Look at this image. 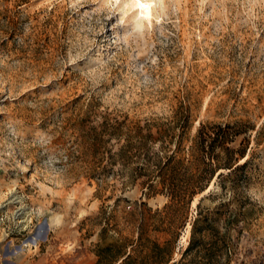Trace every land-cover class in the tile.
Here are the masks:
<instances>
[{
  "label": "rangeland",
  "instance_id": "rangeland-1",
  "mask_svg": "<svg viewBox=\"0 0 264 264\" xmlns=\"http://www.w3.org/2000/svg\"><path fill=\"white\" fill-rule=\"evenodd\" d=\"M150 6L145 17L130 0H0V240L26 264H94L141 219L160 243L170 235L154 226L185 219L174 260L201 198L202 215L229 198V264H264V0ZM202 122L237 128L230 147L248 138L246 165L184 213L183 193L143 181Z\"/></svg>",
  "mask_w": 264,
  "mask_h": 264
},
{
  "label": "trees",
  "instance_id": "trees-1",
  "mask_svg": "<svg viewBox=\"0 0 264 264\" xmlns=\"http://www.w3.org/2000/svg\"><path fill=\"white\" fill-rule=\"evenodd\" d=\"M236 129L228 122H202L193 142L186 149L179 146L184 134L181 131L178 147L166 154L162 163L155 162V169L148 172V178L143 181L146 193H183L178 200L185 213L191 195L206 190L214 176L220 179L223 176H231L237 170L243 171L246 160L237 162V156H244L248 138L243 137L236 148L228 145L240 132ZM95 135L99 138V135ZM175 150L183 152L176 157ZM222 167H228L229 172L223 175V171L220 170ZM176 176L180 178L178 183L174 182ZM203 199L196 203L197 215L190 224L189 240L178 258L172 260L171 257L179 235L178 228L183 225L185 219L181 221L173 219L167 221L165 225L161 222L154 226L155 230H165L170 235L162 243L147 235L146 224L141 219L135 225L136 238L121 237L98 246L94 264H169L171 260V264H229L230 248L227 244L230 226L229 198L220 200L215 210L216 215L209 212L205 215L200 213ZM221 207H225V211L229 212L224 218V231L217 227V223L221 221L219 217L221 213H218Z\"/></svg>",
  "mask_w": 264,
  "mask_h": 264
},
{
  "label": "crops",
  "instance_id": "crops-1",
  "mask_svg": "<svg viewBox=\"0 0 264 264\" xmlns=\"http://www.w3.org/2000/svg\"><path fill=\"white\" fill-rule=\"evenodd\" d=\"M18 250L12 251L9 246L0 240V264H26L21 258H17Z\"/></svg>",
  "mask_w": 264,
  "mask_h": 264
},
{
  "label": "bare ground",
  "instance_id": "bare-ground-1",
  "mask_svg": "<svg viewBox=\"0 0 264 264\" xmlns=\"http://www.w3.org/2000/svg\"><path fill=\"white\" fill-rule=\"evenodd\" d=\"M132 2V7L137 8V14H141L148 17L151 13L150 0H130Z\"/></svg>",
  "mask_w": 264,
  "mask_h": 264
}]
</instances>
